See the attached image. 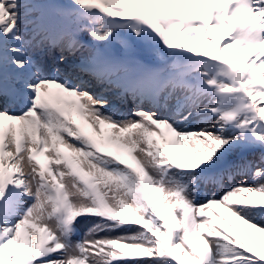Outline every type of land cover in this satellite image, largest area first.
Segmentation results:
<instances>
[{"label":"snow or ice","instance_id":"obj_1","mask_svg":"<svg viewBox=\"0 0 264 264\" xmlns=\"http://www.w3.org/2000/svg\"><path fill=\"white\" fill-rule=\"evenodd\" d=\"M0 264H264V0H0Z\"/></svg>","mask_w":264,"mask_h":264}]
</instances>
